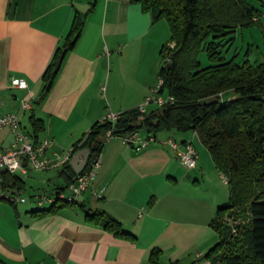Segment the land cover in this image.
<instances>
[{"label":"crops","instance_id":"crops-1","mask_svg":"<svg viewBox=\"0 0 264 264\" xmlns=\"http://www.w3.org/2000/svg\"><path fill=\"white\" fill-rule=\"evenodd\" d=\"M92 2L80 38L63 58L50 92L37 103L43 74L64 45L75 11L86 13ZM170 37L165 19L154 23L132 0H0V114L18 113L34 140L52 139L53 150L66 154L108 113L145 102L158 81L161 49ZM15 77L25 79L29 89L12 87ZM29 92L35 104L24 110L21 99ZM32 115L43 121L38 133ZM169 135L194 144L197 167H187L169 145L137 151L122 137L111 136L78 204L56 211L39 212L52 203L41 204L36 197L66 186L62 167L15 174L22 186L13 190L26 200L0 199V258L7 264H153L151 251L159 248L160 264H209L204 256L220 240L212 221L228 202L229 185L196 131L158 137ZM12 141L8 128L0 131L2 147ZM97 210L117 218L136 240L90 220L88 212Z\"/></svg>","mask_w":264,"mask_h":264},{"label":"trees","instance_id":"trees-1","mask_svg":"<svg viewBox=\"0 0 264 264\" xmlns=\"http://www.w3.org/2000/svg\"><path fill=\"white\" fill-rule=\"evenodd\" d=\"M132 1L149 12L154 23L165 19L169 24L170 41L161 49L164 64L159 77L164 83L159 91L173 96L174 101L161 106L152 104L145 112L139 107L129 109L120 113L115 122L107 119L95 122L73 144L72 154L90 149L83 172L102 153L109 132L112 136H123L135 131L157 135L196 131L230 189L229 201L218 207L212 221L220 240L204 258H208L209 264H264V56L261 62L251 64L224 55L237 31L257 23L261 11L246 0ZM94 6L92 2L86 13L75 11L64 45L56 49L43 74L45 86L37 103L53 87L59 72L55 70L57 61L75 47ZM171 42L176 43L174 48L170 47ZM202 48L213 62L209 66H202L198 59ZM31 119L35 132H40L43 121L34 115ZM61 174L67 182L61 190L68 188L78 175L70 162L62 167ZM3 178L6 189L18 190L22 186L17 175L4 172ZM75 204L78 202L58 199L48 210L39 212ZM240 209L249 212V225L233 236L227 219ZM87 215L114 235L136 240L108 212L97 210ZM160 255L159 248L151 251L153 264H160ZM0 264L7 263L0 258Z\"/></svg>","mask_w":264,"mask_h":264},{"label":"built area","instance_id":"built-area-1","mask_svg":"<svg viewBox=\"0 0 264 264\" xmlns=\"http://www.w3.org/2000/svg\"><path fill=\"white\" fill-rule=\"evenodd\" d=\"M169 45L171 48H174L176 43L171 42ZM163 83L164 79L159 77L152 94L139 106L140 111H147L152 104L161 106L174 101L173 96L160 93L159 90ZM11 86L19 89H29L27 81L18 77L11 80ZM34 104L35 96L32 92H29L27 97L21 99V108L24 110L32 109ZM118 116L119 113L110 112L106 115L105 119L115 122ZM5 128H8L12 133L13 141L9 148H4L0 144V199L16 204L25 201L26 197H23L13 189L3 187V173L9 172L15 175L20 172L26 173L29 170L48 171L61 168L67 162H71L74 155L72 154L73 146L70 152L60 154L53 150L55 145L54 140L48 138L39 141L34 140L22 125L19 114L15 112L0 114V131ZM107 135L108 138L112 136L110 132ZM120 137H122L124 142L133 145L137 151L151 144L169 145L176 151L180 161L187 167L195 168L198 166L199 154L192 142H182L173 135L159 138L157 134H145L141 131L131 132ZM100 166L101 159L98 156L89 169L78 173L76 179L68 188L59 190L54 194H40L36 197L37 200L41 204L54 203L58 199L69 203L77 201L95 179Z\"/></svg>","mask_w":264,"mask_h":264},{"label":"rangeland","instance_id":"rangeland-1","mask_svg":"<svg viewBox=\"0 0 264 264\" xmlns=\"http://www.w3.org/2000/svg\"><path fill=\"white\" fill-rule=\"evenodd\" d=\"M246 1L261 11L260 20L251 27L239 29L234 41L225 48L224 55L227 59L234 57L238 62L248 60L251 64H257L263 60L264 56V0ZM198 59L204 67L213 63L204 48L199 52ZM175 133L182 132L175 131ZM250 217L248 211L240 209L227 219L233 236L249 225Z\"/></svg>","mask_w":264,"mask_h":264},{"label":"water","instance_id":"water-1","mask_svg":"<svg viewBox=\"0 0 264 264\" xmlns=\"http://www.w3.org/2000/svg\"><path fill=\"white\" fill-rule=\"evenodd\" d=\"M62 61H63V57H61L57 61L56 67H55L56 71H59ZM167 67H170V62L167 63ZM89 154H90V149L83 148L77 151L73 155L70 163L72 164V166L74 167L77 173H80L84 169V167L87 165Z\"/></svg>","mask_w":264,"mask_h":264}]
</instances>
